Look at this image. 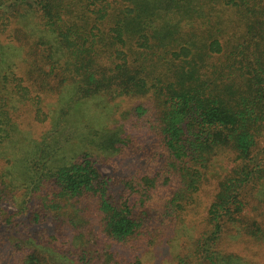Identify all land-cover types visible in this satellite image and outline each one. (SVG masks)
I'll return each mask as SVG.
<instances>
[{
    "label": "trees",
    "instance_id": "trees-1",
    "mask_svg": "<svg viewBox=\"0 0 264 264\" xmlns=\"http://www.w3.org/2000/svg\"><path fill=\"white\" fill-rule=\"evenodd\" d=\"M1 150L0 264H149L211 178L174 264H260L264 0H0Z\"/></svg>",
    "mask_w": 264,
    "mask_h": 264
},
{
    "label": "rangeland",
    "instance_id": "rangeland-1",
    "mask_svg": "<svg viewBox=\"0 0 264 264\" xmlns=\"http://www.w3.org/2000/svg\"><path fill=\"white\" fill-rule=\"evenodd\" d=\"M127 103V102H126ZM150 119L155 120L156 119V113L153 111L150 116ZM35 125V124H33ZM36 128V125H35ZM124 128L126 131L130 132V128L126 125H124ZM30 132L33 131L32 127H30ZM6 157L5 151L1 150L0 152V159H4ZM220 165L224 167H228L229 163H226L225 161H222ZM213 182L214 178H211V182L206 183L204 186V189L201 191V195L199 197V207H195V211L193 215L186 218V221L179 222L180 228L175 233V238L172 236V243L167 247H163L161 245V242L156 241L155 244L151 245H145L140 250H138V253L140 255V258L143 259L145 263L149 264H174L175 258L177 254H182L183 252L186 253L189 245L187 242V239H190L189 237L191 235H195L196 232H193V227L199 228L200 227V221L203 215L205 214L206 207L210 203L211 193L213 190ZM252 203V204H251ZM251 203L249 204L250 209H253V207H256V204L259 205L256 201L251 200ZM260 207V208H259ZM257 207L261 209V213H258L257 211L251 210L250 212L253 215H256L259 219H262L263 226H264V203H261V205ZM199 209V210H198ZM255 209V208H254ZM183 220V218L181 219ZM203 225V224H202ZM195 233V234H194ZM233 233V232H230ZM164 240V239H163ZM176 244V245H175ZM229 249L236 251L240 256L244 257L245 259L255 262L264 264V238L262 240H255L249 237H240L236 240L231 239L228 242Z\"/></svg>",
    "mask_w": 264,
    "mask_h": 264
}]
</instances>
